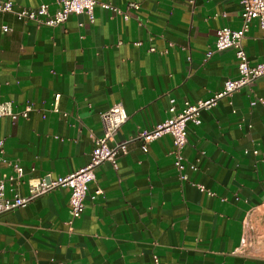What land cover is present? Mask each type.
<instances>
[{
	"label": "crops",
	"instance_id": "1",
	"mask_svg": "<svg viewBox=\"0 0 264 264\" xmlns=\"http://www.w3.org/2000/svg\"><path fill=\"white\" fill-rule=\"evenodd\" d=\"M97 1L127 11L128 20L99 4L94 22L70 14L54 27L0 11V102L29 108L27 117H0L7 198L27 195L30 179L86 165L102 135L100 115L114 103L128 114L115 140L133 138L170 118L171 99L180 111L239 75L235 48L206 53L217 29L241 28V0ZM13 2L14 10L58 6ZM242 44L252 65L264 62L257 20ZM200 118L187 123V179L170 134L146 152L132 141L116 166L95 168L79 218L66 186L1 213L0 264H264V80L220 98Z\"/></svg>",
	"mask_w": 264,
	"mask_h": 264
},
{
	"label": "built area",
	"instance_id": "2",
	"mask_svg": "<svg viewBox=\"0 0 264 264\" xmlns=\"http://www.w3.org/2000/svg\"><path fill=\"white\" fill-rule=\"evenodd\" d=\"M241 2L243 5L241 28L235 30L224 26L217 29L214 49H210L206 53V58H209L215 51L235 48L238 58V77L227 79L223 88L206 100H200L195 103L185 102L180 111L176 110L174 99H171L169 111L172 115L170 118L150 129L141 130L133 138L115 140L119 129L127 121L128 114L123 102L114 103L100 115L102 135L94 138L95 145L90 160L86 165L64 176L53 177L51 174H46L40 178L30 179L29 193L25 196L5 197L4 180H0V214L17 207L26 206L38 196L58 187L66 186L70 189L69 205L71 216L73 219L79 218L85 209L88 187L90 182L95 179V168L98 165L108 161L116 166L118 157L128 152L129 143L132 141L139 140L143 151L146 152L148 151V144L164 134L172 136L175 166L180 171L181 179H187L186 174L183 172L186 167V159L182 154L183 148L188 143L187 123L191 121L197 125L200 124L202 110L211 108L220 98L228 96L242 87L252 85L259 78L264 80V62L252 65L242 44L245 33L253 20H257L260 26L264 28V0H241ZM13 4V0H0V11H14L19 20L30 21L39 26H58L65 22L70 14L80 13H87L89 20L94 22L93 10L96 4H99L102 8L122 14L125 20L129 18L127 11H122L108 2H98L97 0H58V6L53 13L50 12L47 3H42L37 8L23 7L17 10H14ZM130 7H137V4L131 3ZM8 29V26H4V30L7 31ZM59 97L60 94H56L57 100ZM28 109L15 112L9 102H0V117L8 116L12 120L20 116L27 117ZM111 140L113 145L109 144ZM3 150L4 140L0 139V154L3 153ZM191 167L196 168L193 165ZM15 169L18 176L23 175V170L18 164L15 165ZM200 190L204 191L205 188L200 186ZM101 192L102 190L97 188L92 197L94 198Z\"/></svg>",
	"mask_w": 264,
	"mask_h": 264
}]
</instances>
